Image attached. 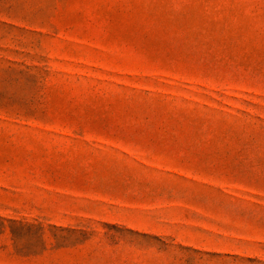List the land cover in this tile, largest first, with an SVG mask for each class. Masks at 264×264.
Returning a JSON list of instances; mask_svg holds the SVG:
<instances>
[{
  "label": "rangeland",
  "instance_id": "rangeland-1",
  "mask_svg": "<svg viewBox=\"0 0 264 264\" xmlns=\"http://www.w3.org/2000/svg\"><path fill=\"white\" fill-rule=\"evenodd\" d=\"M0 264H264V0H0Z\"/></svg>",
  "mask_w": 264,
  "mask_h": 264
}]
</instances>
